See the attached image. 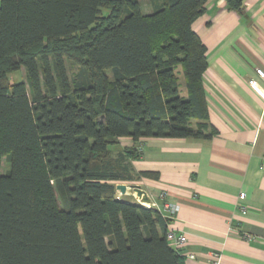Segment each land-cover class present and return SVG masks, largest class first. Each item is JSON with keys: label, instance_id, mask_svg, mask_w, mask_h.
<instances>
[{"label": "trees", "instance_id": "1", "mask_svg": "<svg viewBox=\"0 0 264 264\" xmlns=\"http://www.w3.org/2000/svg\"><path fill=\"white\" fill-rule=\"evenodd\" d=\"M148 1L0 0V264H184L167 219L116 198L145 139L210 135L206 0Z\"/></svg>", "mask_w": 264, "mask_h": 264}, {"label": "crops", "instance_id": "2", "mask_svg": "<svg viewBox=\"0 0 264 264\" xmlns=\"http://www.w3.org/2000/svg\"><path fill=\"white\" fill-rule=\"evenodd\" d=\"M140 5L151 13L148 0ZM192 27L207 49L202 86L210 135L145 139L130 162L133 179L124 183L139 184L150 206H162L160 194L178 206L169 228L186 236L185 264H213V255L219 264H264V100L248 86L256 69L264 71V0H242L239 11L226 0H206ZM132 145L122 139L116 152Z\"/></svg>", "mask_w": 264, "mask_h": 264}, {"label": "built area", "instance_id": "3", "mask_svg": "<svg viewBox=\"0 0 264 264\" xmlns=\"http://www.w3.org/2000/svg\"><path fill=\"white\" fill-rule=\"evenodd\" d=\"M255 75H256V78L250 79L248 81V86L260 99L264 100V89L260 86L259 81H258V79L259 80L264 79V71L262 69H256ZM142 150H143V143H140L139 151H142ZM124 196H125L124 194L120 193V191L117 190V196H116L117 199H123ZM159 198L162 201H164L162 206H160V207H157L155 205H153V206L144 205V206H146L147 208L156 209L165 219H167V227L168 228H167V233H166V240L174 248V250H176L178 253L181 254V250L187 242L186 236L184 234H177L175 230L169 228L170 222L175 218V215L178 211V206L175 204L167 202L165 200L164 194H160ZM244 198H245L244 193L239 194V200L240 201H242ZM136 200L138 201L137 198H136ZM241 210L243 213L245 212L243 207H241ZM185 258L188 260H194L195 256L192 254H187L185 256ZM213 259H214L213 264H219L220 263L219 256L216 257L213 255Z\"/></svg>", "mask_w": 264, "mask_h": 264}, {"label": "water", "instance_id": "4", "mask_svg": "<svg viewBox=\"0 0 264 264\" xmlns=\"http://www.w3.org/2000/svg\"><path fill=\"white\" fill-rule=\"evenodd\" d=\"M116 190L120 191V193L124 195H135L138 199L139 205L142 207L147 208L144 205H150V198L148 197L147 193L141 188L138 184H118L116 186Z\"/></svg>", "mask_w": 264, "mask_h": 264}, {"label": "rangeland", "instance_id": "5", "mask_svg": "<svg viewBox=\"0 0 264 264\" xmlns=\"http://www.w3.org/2000/svg\"><path fill=\"white\" fill-rule=\"evenodd\" d=\"M68 66V73L69 75L71 76V74H73L75 72H73V70L71 69L70 65L67 64ZM9 81L12 82V83H17V82H20V81H23L25 80V72L24 70H20V71H17V72H14V73H11L9 76ZM123 147V146H122ZM114 151L116 152V147L114 149ZM9 168V167H8ZM7 170V165H6V162H5V159L2 160V173H4L5 171ZM118 184H125V185H129L128 182L124 183V182H119L117 183ZM139 185V184H138ZM126 201H133V202H137L138 201L136 200V196L135 195H125L123 197Z\"/></svg>", "mask_w": 264, "mask_h": 264}]
</instances>
